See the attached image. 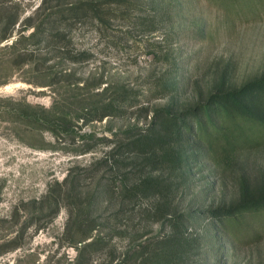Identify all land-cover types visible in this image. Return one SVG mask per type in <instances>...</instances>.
Masks as SVG:
<instances>
[{
	"label": "rangeland",
	"instance_id": "374dc122",
	"mask_svg": "<svg viewBox=\"0 0 264 264\" xmlns=\"http://www.w3.org/2000/svg\"><path fill=\"white\" fill-rule=\"evenodd\" d=\"M78 1L0 0L20 10L11 35L0 39V264H264V232L230 238L205 215L187 228L198 239L189 234L185 252L159 243L173 230L166 212L199 214L236 197L231 168L222 174L204 158L186 161L170 174L169 199L132 195L123 187L140 172L113 153L117 134L147 125L154 108L206 98L227 63L231 86L264 74V15L226 29L209 0H113L101 19L73 16L49 29L63 39L32 35L47 12ZM175 79L183 82L178 89L154 97ZM123 91L135 105L95 118ZM234 169L264 177V147Z\"/></svg>",
	"mask_w": 264,
	"mask_h": 264
},
{
	"label": "trees",
	"instance_id": "16d2710c",
	"mask_svg": "<svg viewBox=\"0 0 264 264\" xmlns=\"http://www.w3.org/2000/svg\"><path fill=\"white\" fill-rule=\"evenodd\" d=\"M111 1L113 0H80L67 7L49 11L42 22L32 25V35L42 34L43 38L53 41L63 39V31L51 32L49 29L52 30L55 25L73 16L90 13L101 19V14L105 11L104 3L109 4ZM209 2L223 13L226 29L235 25L236 20L261 18L264 15V0ZM106 11L113 13L116 10L107 8ZM0 13V20L5 24L0 39H4L11 35L19 20L20 10L8 8L4 2H0ZM176 33L180 36L183 31L177 30ZM207 33V27L200 30L201 36ZM16 43L17 40L10 47L14 48ZM183 65V60L179 59L177 69ZM230 67V63L225 65L206 98L187 107L175 108L170 105L154 108L147 125L135 124L121 134L118 133L120 140L113 147V153L118 157L125 155L128 158L131 170L140 172L133 182H126L123 187L125 194L137 195L153 191L169 199L173 178L170 174L174 176L190 160L204 158L222 174H227L230 168L234 171L237 195L230 202L207 207L199 211V214L197 208L166 212L169 215L168 220L173 224V230L171 234L163 236L159 243L175 253L185 252L190 247L191 243L188 242L191 233H188L187 228L196 224L199 215L211 217L220 223L230 238L242 236L256 239L264 232V177L252 180L245 172L234 169L245 154L264 147V74L248 79L239 86H231L228 84ZM181 81H166L160 84L165 92L156 94L159 88H152L151 93L156 94L154 97L162 96L178 89L183 83ZM133 101L134 97L131 98L126 91L120 92L118 97L104 105L102 112L95 118L114 114L120 105L121 108L132 107L135 105ZM28 115L33 119L50 117L49 113L42 117L39 113L30 111ZM163 203L167 205L166 201ZM182 226L185 228L182 229ZM191 235H195L191 238L195 242L198 239V230H194ZM91 244H94L93 240L85 246ZM18 245L19 242L13 243L8 249Z\"/></svg>",
	"mask_w": 264,
	"mask_h": 264
}]
</instances>
